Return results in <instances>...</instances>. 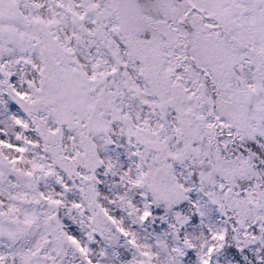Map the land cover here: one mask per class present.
<instances>
[{
    "label": "snow or ice",
    "instance_id": "snow-or-ice-1",
    "mask_svg": "<svg viewBox=\"0 0 264 264\" xmlns=\"http://www.w3.org/2000/svg\"><path fill=\"white\" fill-rule=\"evenodd\" d=\"M0 264H264V0H0Z\"/></svg>",
    "mask_w": 264,
    "mask_h": 264
}]
</instances>
